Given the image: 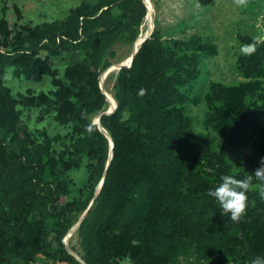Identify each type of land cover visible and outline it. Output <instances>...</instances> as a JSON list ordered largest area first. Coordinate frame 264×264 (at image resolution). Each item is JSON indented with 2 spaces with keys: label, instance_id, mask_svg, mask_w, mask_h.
<instances>
[{
  "label": "trees",
  "instance_id": "1",
  "mask_svg": "<svg viewBox=\"0 0 264 264\" xmlns=\"http://www.w3.org/2000/svg\"><path fill=\"white\" fill-rule=\"evenodd\" d=\"M114 8L121 14L133 10L131 22L138 27L147 12L143 0H99L94 5L82 0L63 19L36 24L28 31L25 41L20 42L13 51L0 48V264L10 254L19 255L24 263L31 264L32 256L25 253V248L19 249L16 241L13 242L18 237L16 232L24 234L27 248L31 251L46 252L44 239L47 229L43 218L28 220L25 212L40 203V206L44 205L37 175L44 171L47 164L55 166L58 161H63V152L54 155L50 150L51 138L45 135L42 143H35L31 136L19 129L22 115L20 106L53 111L55 121L71 123L77 138L71 143L72 151L68 153L77 155L86 144L93 143L95 136L101 135L107 161L109 141L91 118L108 104L107 97L98 89L97 76L102 66L101 52L108 40L113 38L116 29ZM10 32L6 19L0 18V37L5 38ZM87 44H91L97 52L95 55L90 53L91 60H74L66 66L64 78L58 77L56 69L51 66V58L69 47ZM40 50L45 51L46 55L41 57ZM8 68L12 69L15 77L24 75L35 81L41 80L42 75H50L55 89L37 94L19 92L14 96L4 82ZM199 73L198 55L168 57L162 54L155 28L150 38L142 42L133 60L119 70L117 92L113 95L117 106L112 113L102 115L99 120L113 140V156L108 167L104 163L101 168V173L105 168L106 172L98 193L94 196L92 191L85 202L87 205L89 200L94 199L99 216L89 228L87 219L93 212L89 209L78 227V230L86 229L90 233L82 258L86 264H114L126 255L131 264H146L149 254L166 257L169 255H166L167 249L175 247L177 230L172 227L173 222L169 217L167 219L159 214L158 205L168 200V207L174 209L177 206L176 202L182 197V180L188 176L182 160L202 151L200 147L185 145V138L191 136L207 143L208 136L192 132L189 116L178 109L163 110L162 105L186 99L179 87L190 85ZM235 89L236 86H233L232 90ZM124 112L129 113L128 120L135 123L134 127L120 126ZM249 112L245 107L242 114L247 116ZM206 125L226 134L216 158L223 171H227L229 165L225 153L228 145L232 144L233 149L239 147L236 142L239 120L235 114L215 109L207 116ZM119 149L123 153L121 166L114 163L115 153ZM204 149L206 151V147ZM197 179L201 185L202 178L197 176ZM61 190L64 188L61 187ZM192 190L198 191L194 186ZM263 199L259 196L255 199L260 214L252 223L241 217L242 224L233 233L225 228L213 231L219 236H225L228 232V238L232 241L228 248L240 258L241 264H250L251 259L258 256L257 242L264 240ZM158 200L160 202L155 204ZM76 203L75 200L71 201L69 210ZM140 210L149 212L152 218L146 217L139 222L131 220L132 215ZM173 214H177V211H173ZM116 230H132L135 243L123 241L115 234ZM65 232L59 235L60 241L66 236ZM46 256L53 261L61 258L81 264L64 247L54 253H46Z\"/></svg>",
  "mask_w": 264,
  "mask_h": 264
},
{
  "label": "rangeland",
  "instance_id": "2",
  "mask_svg": "<svg viewBox=\"0 0 264 264\" xmlns=\"http://www.w3.org/2000/svg\"><path fill=\"white\" fill-rule=\"evenodd\" d=\"M81 1L0 0V18L6 19L11 31L7 37H0V48L13 51L20 42L25 41L28 31L36 24L63 19ZM85 1L94 5L99 0ZM146 3L158 33L162 54L168 57L196 54L199 57V75L190 85L179 87L187 98L170 105L163 104L162 109H178L191 118L192 132L208 136L207 143L191 136L183 142L190 147H200L202 151L182 160L184 169L188 172L181 184L182 197L176 202L174 209L168 207V200L163 203L158 200L155 203H159V214L167 219L169 217L173 222L172 227L177 230L175 247L167 249L166 255H169L166 257L149 254L146 264H241L240 258L228 248L232 245L228 232L225 236H219L213 231L225 228L233 233L242 224L241 217L248 220L249 224L252 223L260 214L255 199L258 196L264 198V178L255 174L257 168L264 167V0H146ZM133 12L121 14L117 8L113 9L117 19L116 29L113 38L108 40L101 52L102 66L97 76L100 91L101 79L103 88L113 95L117 92L116 78L119 71L106 74L103 80L100 75L128 57L135 47L136 37L147 28L149 12L139 27L131 22ZM92 52L94 55L97 53L91 44L69 47L51 58V66L56 69L58 77L64 78L67 65L74 60L89 62ZM39 55L43 57L46 52L40 50ZM11 70L6 69L4 82L14 96L19 92L37 94L55 89L50 75H42L41 80L35 81L24 75L15 77ZM233 86H236L235 90H232ZM245 107L250 110L247 116L242 114ZM105 108L92 115V122L96 114ZM20 109L22 115L19 129L31 136L35 143H42L46 136L51 138L50 150L54 155L63 152V161H58L55 166L47 164L44 171L37 175L44 205L40 206V203L36 208L25 212L28 220L43 218L47 229L44 239L46 252L36 253L27 248V238L20 232H16L18 237L13 242L16 241L19 249L25 248V253L32 256L31 264H77L70 259L59 258L53 261L46 253H54L62 247L66 249L62 245L65 242L78 257L83 258L85 255L84 244L90 233L86 229L80 231L77 228L68 241L66 233L70 232L71 226L87 207L93 211L87 219L89 228L99 216V210L95 209L97 202L94 199L89 200L87 205L85 202L92 191L94 196L98 193L102 184L101 168L107 162L102 137L95 136L93 143L86 144L84 150L77 155L68 153L72 151L71 143L77 138L71 123L55 121L53 111L25 106H20ZM215 109L235 114L240 123L236 138L239 147L233 149V145L229 144L225 153L229 165L227 171H223L216 158L226 134L206 125L207 116ZM128 117L129 113L122 114L120 126L134 127L135 123L128 120ZM122 159L123 153L119 149L115 153L114 163L121 166ZM16 161L19 162V158ZM223 175H231L236 179L251 177L246 209L237 220L224 213L216 198L208 194L209 188L215 187ZM197 176L202 178L201 185L198 184L201 181ZM193 186L198 191L194 192ZM61 187L64 188L63 191ZM74 200L77 202L76 206L69 210V203ZM173 211H177V214L174 215ZM152 216L149 212L140 210L132 215L131 220L139 222ZM64 231L66 236L60 241L59 235ZM115 234L129 243L136 241L132 230H116ZM167 241L168 239L165 243ZM257 244L258 255L264 256V240ZM2 264L26 263L21 256L10 254ZM114 264H131V260L126 255L117 259Z\"/></svg>",
  "mask_w": 264,
  "mask_h": 264
},
{
  "label": "clouds",
  "instance_id": "3",
  "mask_svg": "<svg viewBox=\"0 0 264 264\" xmlns=\"http://www.w3.org/2000/svg\"><path fill=\"white\" fill-rule=\"evenodd\" d=\"M255 174L264 178V167L257 168ZM250 180L251 177L236 179L231 175H223L215 187L209 188L208 194L216 198L224 213H228L231 219L237 220L246 209L247 189ZM250 264H264V256L253 257Z\"/></svg>",
  "mask_w": 264,
  "mask_h": 264
},
{
  "label": "bare ground",
  "instance_id": "4",
  "mask_svg": "<svg viewBox=\"0 0 264 264\" xmlns=\"http://www.w3.org/2000/svg\"><path fill=\"white\" fill-rule=\"evenodd\" d=\"M145 1V3H146V0H144ZM146 6H147V9H148V11H149V6H148V4L146 3ZM147 14H148V12H147ZM147 16V15H146ZM145 16V17H146ZM148 17L150 18V11H149V14H148ZM148 24V25H147ZM147 26L149 27H147V28H144V30L143 31H141L139 34H138V36L136 37V43H135V49L136 48H138L139 47V45L141 44V42H142V40L148 35V33L150 32V30L153 28V25H154V23H152V19L150 18V20H149V22H147ZM134 48H133V50H134ZM133 50H132V52L130 53V55L128 56V57H126L124 60H122L121 62H118L116 65H114V66H112V67H110L109 69H107L102 75H101V78H102V80L106 77V74H108V73H116V72H118L119 70H120V65L122 64V63H124L125 61H126V63L129 61V59H130V57H131V55H132V53H133ZM101 80H100V82H99V87H100V89L105 93V95H106V97H107V99H108V104H107V107H106V109L105 110H108V111H112V110H114L115 109V107H116V105H117V102H116V100H115V98H114V96H113V94L110 92V91H107V90H105L102 86H101ZM100 114H97L95 117H94V121L96 122V123H98L101 127L100 128H102L103 126L99 123V120H100ZM103 133V132H102ZM78 227H76V223L72 226V229L71 230H69L70 232L69 233H67L68 234V236H67V239H66V241H68L69 240V237L74 233V231L77 229ZM64 245L67 247V244L64 242Z\"/></svg>",
  "mask_w": 264,
  "mask_h": 264
},
{
  "label": "water",
  "instance_id": "5",
  "mask_svg": "<svg viewBox=\"0 0 264 264\" xmlns=\"http://www.w3.org/2000/svg\"><path fill=\"white\" fill-rule=\"evenodd\" d=\"M143 2L145 3L144 0H143ZM145 5H146V3H145ZM146 10H147V12H148L147 6H146ZM147 12H146V15H147ZM146 15H145V16H146ZM144 18H145V17H144ZM153 30H154V25H153V28H152V29L150 30V32L148 33V35L142 40V42L145 41L146 39L150 38V36H151ZM142 42H141V44H142ZM141 44H140V45H141ZM140 45H139V47H140ZM139 47L136 48V49L134 48L133 53H132V55H131V57H130V59H129V63L133 60V58H134L135 54L137 53ZM125 65H127L126 61L120 65V69H121L123 66H125ZM100 80H101V79H100ZM101 91H102V90H101ZM102 93L105 95V93H104L103 91H102ZM105 97H106V95H105ZM116 106H117V105H116ZM115 108H116V107H115ZM114 110H115V109H114ZM114 110H112L111 112L108 111V110H104V111H102V112L99 113V114H100V116H102V115H104V114H110V113H112ZM92 123H93V124H96V125L98 126L99 130L103 132V134L106 136V138H107L108 141H109L110 150H109V155H108L107 162H106V168H107L108 165H109V163H110V161H111V159H112V156H113V140H112V138H111L109 132H108L104 127L100 128L101 126H100L98 123H96L94 120H93ZM106 168H105V170H104V172H103V176L105 175ZM101 183H102V181H101ZM88 210H89V207H87V209L83 212V214L81 215V217H80V218L78 219V221L76 222V227H79L81 221H82L83 218L85 217V215H86V213L88 212ZM65 247H66V246H65ZM66 249H67V252L70 253L71 255H73L74 258H75L76 260H78L81 264H86L85 261H84L82 258L78 257L74 252H72L71 249H69L68 247H66Z\"/></svg>",
  "mask_w": 264,
  "mask_h": 264
},
{
  "label": "crops",
  "instance_id": "6",
  "mask_svg": "<svg viewBox=\"0 0 264 264\" xmlns=\"http://www.w3.org/2000/svg\"><path fill=\"white\" fill-rule=\"evenodd\" d=\"M148 12H149V11H148ZM146 17H147V16H146ZM146 17H145V18H146ZM147 27H148V26H147ZM148 28H149V27H148ZM141 30H142V29H141ZM143 30H144V29H143ZM143 30H142V31H143ZM104 89H105V88H104ZM105 90H106V89H105Z\"/></svg>",
  "mask_w": 264,
  "mask_h": 264
}]
</instances>
